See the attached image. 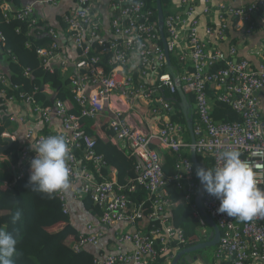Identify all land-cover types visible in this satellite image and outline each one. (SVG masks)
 <instances>
[{
    "label": "built area",
    "instance_id": "2783aa9c",
    "mask_svg": "<svg viewBox=\"0 0 264 264\" xmlns=\"http://www.w3.org/2000/svg\"><path fill=\"white\" fill-rule=\"evenodd\" d=\"M60 1L43 0L41 5L55 7ZM74 1L75 6L62 17L67 31L46 24L41 34L49 42L38 47L36 54L45 72L61 70L68 77L79 114L71 113L60 99H53L48 106L40 105L34 93L20 91L21 86L12 84L8 70L0 64V128L8 115L9 121L18 126L17 131H25L19 151L24 165H30L35 157L32 145L48 136L63 135L70 154V182L80 184L78 198L92 200L100 210L102 224L134 227L118 240L120 244L131 243V252L95 253L94 264H159L162 258L164 264H173L176 256L192 245L175 224L173 211L179 202L171 197V184L184 193V204L199 221V243L208 242L213 230H207L196 203L199 179L191 160L187 125L174 120L175 108L167 94L175 95L181 86L192 105L198 157L210 160L215 168L222 163L223 151L238 150L241 159L256 172L258 186L264 189V42L255 50L260 63L253 69L247 59L239 57L237 46L224 50L211 40L225 41L235 26L246 36L253 35L258 22L264 24V0L240 7L235 5L238 0L216 6L213 0H204L201 6L197 0H169L164 31L177 77L168 71L155 11L148 0H106L107 17L95 11L98 0ZM0 9L6 23L21 20L28 21L31 28L39 25L32 5L17 9L2 0ZM7 39L0 31V44L7 46ZM25 76H31L29 69ZM33 87L51 98L58 90L50 83ZM211 92L240 120H213ZM99 118L107 121L111 142L136 159V177L125 185L114 173L112 177L104 175L107 161L97 152L96 139L85 130V119L98 122ZM146 121L152 122L151 128H147ZM55 122L59 129L48 130ZM17 131L4 130L0 138L15 142ZM163 152L175 159L173 175L163 170ZM16 169L15 179L20 180L24 168ZM139 190L148 193L146 200L133 199ZM55 195L68 216L67 191ZM219 206L220 201L206 192L203 207L221 231L214 264H264V216L241 222L218 213ZM145 219L149 220L147 227L141 225ZM102 237V231L80 235L74 250L98 249Z\"/></svg>",
    "mask_w": 264,
    "mask_h": 264
},
{
    "label": "trees",
    "instance_id": "16d2710c",
    "mask_svg": "<svg viewBox=\"0 0 264 264\" xmlns=\"http://www.w3.org/2000/svg\"><path fill=\"white\" fill-rule=\"evenodd\" d=\"M7 1L17 2V0ZM161 1L165 15L170 1ZM148 4L155 11L154 20L158 22L156 0H148ZM34 16L40 21L35 28H31L28 21L16 20L6 23L0 9V31L8 38L7 46L0 44V62L7 65L12 84L21 86L20 91L28 90L30 93H34V98L40 105L48 106L52 104L53 99H60L66 104L71 113L79 114V109L74 104L69 87L70 81L65 73L58 70L54 74H50L41 67L36 49L49 42V38L44 33L41 34L42 27H45L47 22L37 15ZM172 62L176 66L174 58H172ZM27 69L31 71L30 77L25 76ZM40 83H50L57 87L58 90L55 96L51 98L39 91H34V84ZM211 95L214 108L213 120L217 122L240 120L239 115L230 106L218 102L213 92H211ZM167 96L175 108L174 120L186 124L179 93L177 92L172 96L167 94ZM102 122H105L101 127L106 131V134L103 137L96 136V150L107 161L108 166L103 170V173L105 176L114 173L118 182L125 185L129 180L136 177V159L111 142L112 132L108 129L107 122ZM84 123L86 132L94 137L95 133L91 130H93L95 121L85 119ZM2 124L0 134L4 130L14 133L18 129L16 124L9 121L8 115L4 116ZM187 141L191 142L189 134L187 135ZM20 146L21 144L18 141L13 142L11 148L5 154V156L10 157L11 165H3L0 168V229L19 234L18 255L14 258L15 264H94V253L88 250L80 252L74 250L79 236L70 237L72 226L69 223V216L63 214L61 203L55 193L51 195L41 194L33 191L29 186L31 167L20 162ZM186 154L190 155V152L188 151ZM198 159L206 169L213 168L210 160L203 159L201 156ZM161 163L164 172L168 176L175 173V159L171 155L161 154ZM16 167L24 168V176L20 180L15 179ZM168 190L171 197L179 202L178 207L173 211L175 224L184 231L190 245L200 244L196 232L200 224L198 219L193 216L190 208L184 204V193L177 189L175 184H171ZM147 197L148 193L146 191L139 190L133 196V199L141 201L146 200ZM84 200L88 208L99 210L92 200L89 198ZM17 209L23 211L22 221L13 224L12 216ZM64 223H67L65 227L55 230L57 226ZM159 264H164V258L160 260Z\"/></svg>",
    "mask_w": 264,
    "mask_h": 264
},
{
    "label": "clouds",
    "instance_id": "9594fccd",
    "mask_svg": "<svg viewBox=\"0 0 264 264\" xmlns=\"http://www.w3.org/2000/svg\"><path fill=\"white\" fill-rule=\"evenodd\" d=\"M35 157L30 161L29 186L33 191L51 195L70 186L69 148L63 135H52L32 145ZM222 163L215 168H197L196 175L204 190L220 201L218 213L241 222L264 216V189L258 186L253 168L241 159L238 150H225ZM23 211L17 209L12 223L22 221ZM18 236L0 229V264H15Z\"/></svg>",
    "mask_w": 264,
    "mask_h": 264
},
{
    "label": "crops",
    "instance_id": "0c3cea01",
    "mask_svg": "<svg viewBox=\"0 0 264 264\" xmlns=\"http://www.w3.org/2000/svg\"><path fill=\"white\" fill-rule=\"evenodd\" d=\"M43 0H17V2H11L13 6L17 9L24 8L25 6L32 5L34 7V13L40 19L47 22L48 25L55 27L56 29L65 33L67 28L65 24L62 22L63 15L69 11L71 8L75 6L74 0H61L60 3L55 7H47L41 5ZM258 0H238L235 5L236 6H245L253 2H257ZM204 0H197V3H203ZM220 2L225 4H233V0H213V6L218 5ZM99 8L97 6L96 12H100V14H104L107 17V1L106 0H98ZM62 16V17H61ZM214 44H217L219 48L227 50L230 45L237 46L239 50V57L247 59L253 69H256L259 66V59L255 55V50L264 42V24L258 22V27L256 32L251 36H246L244 32L241 30L240 27H234L227 33V39L225 41L217 42L214 37L211 38ZM1 67L8 70L7 65L0 63ZM71 68H69L70 70ZM66 72V74H69ZM262 107L264 113V94L262 95ZM30 119L32 123H35L36 120L34 116L29 113ZM107 122V121H106ZM55 122L54 125L48 127V130L55 132L59 127ZM105 122H102V118L98 119V122H95L93 125L92 132L95 133L94 138L97 140L96 136L103 137L106 134V131L102 129V125ZM147 128H151L152 122L146 121ZM86 130V126H85ZM24 130L17 131V141L22 144L24 142ZM111 137V136H110ZM162 154H165L164 152ZM3 165H11V162L7 156L2 157L0 159V168ZM113 176V173L110 174V177ZM79 183L70 182L69 188L66 190L69 198V223L72 226V233L70 235L71 238H75L80 235H85L90 232L97 233L99 231L103 232V237L101 238L100 247L98 249H94L92 247H88L86 250L92 253H105V254H112L118 252L129 253L133 250V245L128 242L119 243V237L122 233L127 231H133L134 227L125 223L117 224L115 226H107L101 223L100 221V210H95L94 208H88L86 206L85 198L82 200L78 198V190H79ZM67 223L61 224L55 228L61 229L65 227ZM93 226L92 230H89V226ZM143 227H147L149 225V220L145 219L142 224ZM215 252V251H214ZM192 257H197V260L193 262H198L197 264H214V253L212 259L207 260L203 259V257H198L196 255H192ZM180 264H186L181 263Z\"/></svg>",
    "mask_w": 264,
    "mask_h": 264
},
{
    "label": "water",
    "instance_id": "95a60500",
    "mask_svg": "<svg viewBox=\"0 0 264 264\" xmlns=\"http://www.w3.org/2000/svg\"><path fill=\"white\" fill-rule=\"evenodd\" d=\"M156 7H157V12H158V27H159V32L162 37V42L164 45L166 57H167V67L168 71L172 74L173 77H177V73L174 71V68L171 64V57L167 48V40L165 36V31H164V10L162 6V1L161 0H156ZM179 83V81H178ZM180 85V84H179ZM178 93L181 98V108L184 113L186 125L191 137V143H192V148H191V160L194 163L196 169L197 168H205L204 164L199 161L197 151L195 148L196 145V136L194 132V117L192 114V105L189 103L187 96L184 94L181 86L178 87ZM13 144L12 139H1L0 138V156H4L6 152L11 148ZM206 169V168H205ZM199 179V178H198ZM206 191L204 190L203 185L200 182L199 179V190H198V195L196 199V203L198 206V209L200 211L201 216L205 219L207 222L208 226L210 229H212V234L211 238L208 242L205 243H200V244H194L184 250H182L175 258L173 261V264H180L181 263H186V264H193L194 261L197 260V257H192V255L201 250V249H206V248H216L217 245L220 242L221 238V231L218 227V225L214 222V220L207 214L206 210L203 207V197L205 195Z\"/></svg>",
    "mask_w": 264,
    "mask_h": 264
},
{
    "label": "rangeland",
    "instance_id": "374dc122",
    "mask_svg": "<svg viewBox=\"0 0 264 264\" xmlns=\"http://www.w3.org/2000/svg\"><path fill=\"white\" fill-rule=\"evenodd\" d=\"M190 139H191V137H190ZM206 228H207V230H208V228L210 229L209 226H207ZM214 251H215L214 247L206 248V249H201V250L195 252L194 255H196V256L198 255L200 257H203V259L210 260V259H212ZM197 263L198 262H195L194 264H197Z\"/></svg>",
    "mask_w": 264,
    "mask_h": 264
}]
</instances>
